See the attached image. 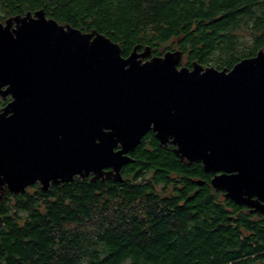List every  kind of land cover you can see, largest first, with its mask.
<instances>
[{"label":"water","instance_id":"obj_1","mask_svg":"<svg viewBox=\"0 0 264 264\" xmlns=\"http://www.w3.org/2000/svg\"><path fill=\"white\" fill-rule=\"evenodd\" d=\"M46 13L0 22V95L13 98L0 112V204L36 184L123 182L153 131L264 217V48L232 69L183 66L180 49L155 57L136 46L124 56L99 30Z\"/></svg>","mask_w":264,"mask_h":264},{"label":"trees","instance_id":"obj_2","mask_svg":"<svg viewBox=\"0 0 264 264\" xmlns=\"http://www.w3.org/2000/svg\"><path fill=\"white\" fill-rule=\"evenodd\" d=\"M40 9L99 30L124 56L136 46L155 57L180 49L190 67L232 69L264 48V0H0V22ZM154 135L132 153L123 182L8 192L0 264H264L263 215L226 198L201 163L180 160Z\"/></svg>","mask_w":264,"mask_h":264},{"label":"flooded vegetation","instance_id":"obj_3","mask_svg":"<svg viewBox=\"0 0 264 264\" xmlns=\"http://www.w3.org/2000/svg\"><path fill=\"white\" fill-rule=\"evenodd\" d=\"M5 21H6V20H5ZM5 21H4V22H5ZM12 99H13L12 96H8V97L5 98V97H3V96L0 95V103H1V104H0V105H1L0 112H1L2 108H4V106H6L7 103H9L10 101H12ZM249 209H250V208H249ZM250 210H251V209H250ZM257 214H259V213H257ZM261 215H262V214H261ZM0 216H1V215H0Z\"/></svg>","mask_w":264,"mask_h":264},{"label":"rangeland","instance_id":"obj_4","mask_svg":"<svg viewBox=\"0 0 264 264\" xmlns=\"http://www.w3.org/2000/svg\"><path fill=\"white\" fill-rule=\"evenodd\" d=\"M260 51V50H259ZM182 65L183 66H188L187 64H185V59L183 58V61H182ZM209 66H214V65H209ZM216 67V66H215Z\"/></svg>","mask_w":264,"mask_h":264}]
</instances>
